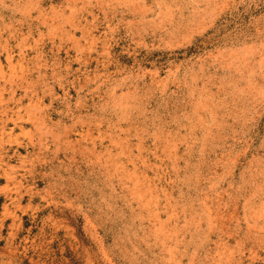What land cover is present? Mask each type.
Here are the masks:
<instances>
[{"label":"rangeland","instance_id":"374dc122","mask_svg":"<svg viewBox=\"0 0 264 264\" xmlns=\"http://www.w3.org/2000/svg\"><path fill=\"white\" fill-rule=\"evenodd\" d=\"M0 264H264V0H0Z\"/></svg>","mask_w":264,"mask_h":264},{"label":"bare ground","instance_id":"6f19581e","mask_svg":"<svg viewBox=\"0 0 264 264\" xmlns=\"http://www.w3.org/2000/svg\"><path fill=\"white\" fill-rule=\"evenodd\" d=\"M2 72V71H1ZM2 75V74H1ZM11 82V81H10ZM13 82V81H12ZM3 91V90H2ZM4 102V101H3ZM20 108V107H19ZM26 111V110H25ZM29 115V114H28ZM34 115V114H33ZM19 119V118H18ZM7 120V119H6ZM31 122H32V120H31Z\"/></svg>","mask_w":264,"mask_h":264}]
</instances>
